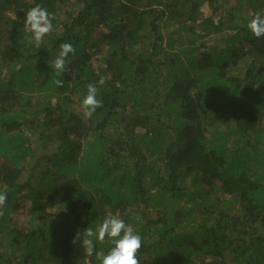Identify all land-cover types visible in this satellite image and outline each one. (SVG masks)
<instances>
[{"label": "trees", "instance_id": "obj_1", "mask_svg": "<svg viewBox=\"0 0 264 264\" xmlns=\"http://www.w3.org/2000/svg\"><path fill=\"white\" fill-rule=\"evenodd\" d=\"M36 5L53 17L39 45L23 24ZM257 12L264 0H0V264H96L73 240L116 213L140 264H264ZM109 74L85 119L87 85Z\"/></svg>", "mask_w": 264, "mask_h": 264}, {"label": "clouds", "instance_id": "obj_2", "mask_svg": "<svg viewBox=\"0 0 264 264\" xmlns=\"http://www.w3.org/2000/svg\"><path fill=\"white\" fill-rule=\"evenodd\" d=\"M52 19L48 9L41 5H36L26 12L24 30L32 34L36 45L41 44L44 37L53 31ZM246 27L257 39L264 37V14H251ZM75 52L76 49L71 43L64 42L59 45L55 58L49 61V66L57 77L67 70L70 63L68 57L75 55ZM110 79V74L101 76L98 82L87 85V94L81 102L85 119H90L98 108L103 107L102 100L97 98L98 86H104ZM52 82L58 87L63 86L61 79ZM6 202L7 194L0 191V208H3ZM106 239L111 242L112 247L107 253L96 251V243H103ZM78 242L85 257L95 255L96 264H140L138 253L142 247V237L132 225L126 224L119 213L109 214L95 228L89 226L83 233H79L73 240L74 244Z\"/></svg>", "mask_w": 264, "mask_h": 264}, {"label": "rangeland", "instance_id": "obj_3", "mask_svg": "<svg viewBox=\"0 0 264 264\" xmlns=\"http://www.w3.org/2000/svg\"><path fill=\"white\" fill-rule=\"evenodd\" d=\"M34 145H36V144H34ZM25 222V221H24Z\"/></svg>", "mask_w": 264, "mask_h": 264}]
</instances>
